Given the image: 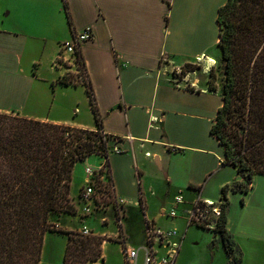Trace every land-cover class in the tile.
Instances as JSON below:
<instances>
[{"label": "crops", "instance_id": "obj_1", "mask_svg": "<svg viewBox=\"0 0 264 264\" xmlns=\"http://www.w3.org/2000/svg\"><path fill=\"white\" fill-rule=\"evenodd\" d=\"M65 1L72 25L64 0H0V111L96 129L78 67L56 64L60 46L75 31L92 26L94 37L81 51L103 128L121 137L117 143L122 151L111 153L109 162L123 210V234L112 206L97 210L100 223L89 225V215L76 203L80 214L62 213L59 218L78 217L80 224L63 226L54 220L55 224L78 231L86 225L92 233L114 238L103 243L104 261L93 264H115L106 253L112 243L119 244L126 264L123 243L143 250L148 220L163 231H177L175 264H227L229 254L221 235L213 227L190 224L197 199L218 202L224 185L244 180L235 166L223 163L225 149L211 133L223 103L222 91L177 82L163 61L212 57L209 54L219 49V8L228 0ZM69 73L79 77L78 84L59 83ZM92 156H97L94 162ZM104 158L93 154L84 161L100 166ZM84 161L75 165L73 182L78 164ZM73 189L76 202L79 194ZM236 194L245 198L237 213L230 201ZM178 195L184 202L176 204ZM228 198L226 226L243 253L240 264H264V175L253 178L248 193L230 191ZM173 207L176 215L168 216L166 211ZM64 234L61 264L68 239ZM156 249L160 261L166 248L157 245ZM201 250L207 254L199 256ZM44 251L45 247L40 264ZM142 254L138 264H143Z\"/></svg>", "mask_w": 264, "mask_h": 264}, {"label": "trees", "instance_id": "obj_2", "mask_svg": "<svg viewBox=\"0 0 264 264\" xmlns=\"http://www.w3.org/2000/svg\"><path fill=\"white\" fill-rule=\"evenodd\" d=\"M165 1L171 4V0ZM64 5L72 25L65 0ZM217 21L225 79L223 103L211 133L225 149L223 163L235 166L244 180L223 186V208L213 229L223 239L229 254L227 264H240L243 253L226 226L228 193H248L253 178L264 175V0H228L219 8ZM78 67L85 72L81 50ZM72 75L60 77L59 83L78 84ZM83 82L98 124L96 129L0 111V264H40L49 230L68 234L64 264H71V256L80 264L104 261L103 243L114 240L101 234L87 236L78 230L58 228L50 221L54 214H79L71 193L78 162L103 151L111 180L110 142L121 139L105 132L91 82ZM209 89L216 91L211 81ZM116 214L123 234V216L118 210Z\"/></svg>", "mask_w": 264, "mask_h": 264}, {"label": "built area", "instance_id": "obj_3", "mask_svg": "<svg viewBox=\"0 0 264 264\" xmlns=\"http://www.w3.org/2000/svg\"><path fill=\"white\" fill-rule=\"evenodd\" d=\"M93 30L92 26H87L79 32L75 31L73 33V38L69 41H65L60 46L56 64L60 66H67L66 64L68 63L69 66L75 65L78 67L79 52L81 47L85 42L93 39ZM119 151H122V148L117 142H114V144L109 148V152L111 153ZM148 154L150 153L148 152ZM85 172V181L83 189L80 192V199L92 201L96 205H99V202L106 205L107 199L109 198L111 199L113 207L119 206L122 210L121 201L114 192L112 180L109 178V168L105 165V163H102L100 166H91L87 164L85 166ZM175 198L176 204L184 202L182 195H178ZM223 203V199L218 202L213 200L197 199L190 211V224H197L198 226L204 227L215 226L216 219L221 215ZM85 209L88 211L87 207ZM166 213L168 216L174 217L176 215L175 207L166 211ZM120 214L123 216V210ZM146 229L148 238L147 244L143 250L127 246L123 243V254L126 264H138L139 254L141 251H143V264H175L179 252V243L174 240L177 236V231L175 229L168 230L167 232L163 231L152 223L151 220H148ZM81 232L83 235L87 236H91L92 234L91 230L86 225L82 227ZM121 241L123 242V240ZM157 245L165 246L166 248V253L160 261L157 260Z\"/></svg>", "mask_w": 264, "mask_h": 264}, {"label": "rangeland", "instance_id": "obj_4", "mask_svg": "<svg viewBox=\"0 0 264 264\" xmlns=\"http://www.w3.org/2000/svg\"><path fill=\"white\" fill-rule=\"evenodd\" d=\"M220 48L218 50L214 49L209 55L214 57L216 59V63L214 65H211L210 67L207 66L208 70L206 69V60L204 58H197L187 61V59H181V58H165L164 64L167 66V69L170 70L173 78L176 79L177 82H183L187 87L197 88V87H203L207 86L209 88V81H211L216 86V91H222V83L225 79L224 75V61L222 60ZM69 66V64H66ZM70 74V73H69ZM72 74V73H71ZM74 75V76H73ZM72 79L75 81H78V76L73 73ZM79 76L83 77L81 79H86L85 72L79 71ZM192 81V82H191ZM85 117L86 114L84 115ZM114 142H118L116 139H112L110 142V146L114 144ZM111 154V152H109ZM94 154H103L102 152L94 153ZM93 155V154H92ZM105 156V155H104ZM97 156L91 157V162H94L96 160ZM106 157L103 159V163L105 162ZM89 164V161H84L78 164L77 173H75V180H74V192L78 191L79 196L76 198V203L80 204L81 208L85 210V214L88 216L87 224H98L99 219L96 218L100 216L97 210H103L106 211L110 206L113 207L111 204V199H107L106 205H103V203L99 202V205H96L92 201H85L80 199V192L83 189L84 181H85V166ZM230 201L233 204V212L237 213L238 210L241 208L242 204L245 203L244 196L240 194L234 195L233 199ZM88 208V211H86L85 208ZM115 212L118 210L121 213V208L119 206L114 207ZM80 214V212H79ZM83 216H85L84 213H82ZM111 215V214H110ZM117 216V214H116ZM59 222V224L64 225H71L72 227L78 226L80 224V219L77 217H71V216H63L62 218H59L56 214H54L51 217V222ZM100 223V222H99ZM118 223V222H117ZM58 227V226H57ZM59 228V227H58ZM92 233L91 235H93ZM65 234L62 232H55V231H48V234L44 238V247L45 251L44 253V261L43 264H61L60 262V256H61V250L62 245L65 243ZM138 237L143 238V234L138 233ZM201 249V247H200ZM203 249V247H202ZM106 253L110 257V261L115 264H122V257H121V249L118 243H112L108 244L106 247ZM204 252L202 250L199 252V256L203 255ZM205 254H207V250H205ZM204 254V255H205ZM74 257L71 256L70 263L71 264H80V261H75L73 259ZM73 262V263H72ZM102 260L99 259V263H101ZM95 263V262H94ZM87 264H93V262H88ZM200 264V263H199Z\"/></svg>", "mask_w": 264, "mask_h": 264}, {"label": "bare ground", "instance_id": "obj_5", "mask_svg": "<svg viewBox=\"0 0 264 264\" xmlns=\"http://www.w3.org/2000/svg\"><path fill=\"white\" fill-rule=\"evenodd\" d=\"M206 60V69L208 70L207 66L210 67L211 65H214L217 61L214 57H205Z\"/></svg>", "mask_w": 264, "mask_h": 264}]
</instances>
